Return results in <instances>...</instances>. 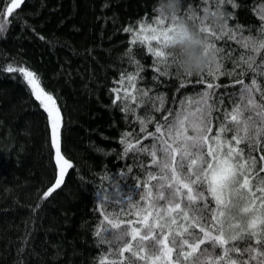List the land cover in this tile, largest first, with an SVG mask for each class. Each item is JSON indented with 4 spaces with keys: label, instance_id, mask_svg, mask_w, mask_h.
I'll list each match as a JSON object with an SVG mask.
<instances>
[{
    "label": "trees",
    "instance_id": "trees-1",
    "mask_svg": "<svg viewBox=\"0 0 264 264\" xmlns=\"http://www.w3.org/2000/svg\"><path fill=\"white\" fill-rule=\"evenodd\" d=\"M9 2L0 0V12ZM236 3L238 8L223 6L229 27L239 33L238 24L244 37H259L264 2ZM154 4L155 0H26L16 10L14 22L0 33V264H98L109 250L102 240L103 230L110 227L108 220L116 221L120 202L135 196L134 186L147 179L149 170L150 156H125L126 144L121 143L125 134L142 140V146L150 145L151 137L143 139L146 132L141 128L155 133L157 122L163 124L190 99H198L210 82L220 85L215 89L218 97L225 94L212 113L211 134L215 135L232 107L226 94L240 87L231 85L238 79L250 82L251 72L240 75L247 68L240 63L241 53H246L243 41L231 34L219 40L210 37L223 49L217 62L224 74L217 73L218 78L208 73L203 75L206 82L201 76L179 77L174 68L170 76L159 75L146 48L139 41L133 45L132 34L124 31L138 30L145 18L154 22ZM190 5L198 14L205 7L216 8L204 0H185V6ZM228 13H235L236 19H229ZM9 66L38 74L41 86L61 109V153L73 168L47 199L43 194L58 175L47 113L18 72L3 71ZM138 68H142L138 87L148 89L153 97L162 96L164 103L161 107L156 101L147 112L140 107L126 115L122 103L113 104L114 90L122 87L123 76ZM140 120L151 122L142 125ZM241 147L246 154L251 151L247 145ZM251 154L258 158L264 151ZM139 160L144 161L143 167ZM130 218L135 219L119 217Z\"/></svg>",
    "mask_w": 264,
    "mask_h": 264
},
{
    "label": "snow or ice",
    "instance_id": "snow-or-ice-1",
    "mask_svg": "<svg viewBox=\"0 0 264 264\" xmlns=\"http://www.w3.org/2000/svg\"><path fill=\"white\" fill-rule=\"evenodd\" d=\"M25 2L10 0L0 12V33L14 22L16 10ZM204 2L215 4L224 12L225 5L239 7L236 0ZM184 18L194 23L198 17L186 15ZM228 18L236 19L235 13H228ZM260 19L264 20V15ZM172 26L166 18L155 15L154 22L146 18L139 22L138 30L124 29L132 34L133 45L139 41L153 57L154 70L159 75L170 76L173 68L174 61L166 54ZM237 27L239 33L227 21L219 34L209 30L210 37L216 40L229 34L233 39L239 35L246 49L240 55V63L247 66L240 75L252 73L250 82L238 79L231 85L240 87L226 94L232 100V107L224 113L215 135L211 134L212 113L218 110L217 103H223L225 94L218 97L215 89L220 85L204 81L201 75L206 89L198 99H190L171 119L165 117L163 124L157 122L155 133L141 128L146 132L143 139L151 137L150 145L142 146V140L129 139L131 133H126L121 140L126 144L125 156L148 155L151 160L147 179L134 186L135 196L120 202L121 211L115 222L108 220L110 227L103 230L102 240L109 250L98 264H264V155L257 158L251 154L264 151V24L259 27V37H244L243 26L237 24ZM210 47L217 53L223 51L213 40ZM130 58L139 66L134 53ZM222 67L217 62L215 72L211 69L208 75L218 78L217 73L224 74ZM3 71L18 72L32 97L47 113L58 168L54 186L43 194L47 199L61 188L65 174L73 168L61 153V109L57 99L41 86L40 77L34 71L12 66ZM140 71L142 68L123 76L122 87L114 90L113 104L122 103L121 110L126 115L140 107L147 112L149 106L156 107V101L161 107L164 103L162 96L153 97L148 89L138 87L142 79ZM139 122L145 125L151 121ZM228 133H232L230 138ZM241 145L249 146L251 151L246 154ZM138 164L143 167L144 161L139 160ZM153 168L155 172L151 171ZM104 211L107 220V209ZM124 216L135 219H119ZM100 235L98 232L97 236Z\"/></svg>",
    "mask_w": 264,
    "mask_h": 264
},
{
    "label": "clouds",
    "instance_id": "clouds-1",
    "mask_svg": "<svg viewBox=\"0 0 264 264\" xmlns=\"http://www.w3.org/2000/svg\"><path fill=\"white\" fill-rule=\"evenodd\" d=\"M182 11L193 23L185 19ZM154 12L157 18L172 22L166 43V54L174 61L173 68L179 77H200L217 66V52L210 47L209 30L222 31L227 24V14L220 8H203L198 14L185 0H155ZM175 18V19H174Z\"/></svg>",
    "mask_w": 264,
    "mask_h": 264
},
{
    "label": "rangeland",
    "instance_id": "rangeland-1",
    "mask_svg": "<svg viewBox=\"0 0 264 264\" xmlns=\"http://www.w3.org/2000/svg\"><path fill=\"white\" fill-rule=\"evenodd\" d=\"M50 132H51V129H50ZM54 159H55V150H54ZM57 170H58V168H57ZM57 177H58V175H57Z\"/></svg>",
    "mask_w": 264,
    "mask_h": 264
}]
</instances>
